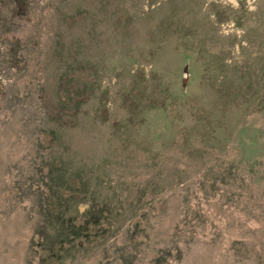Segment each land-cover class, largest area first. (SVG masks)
<instances>
[{"label": "rangeland", "instance_id": "1", "mask_svg": "<svg viewBox=\"0 0 264 264\" xmlns=\"http://www.w3.org/2000/svg\"><path fill=\"white\" fill-rule=\"evenodd\" d=\"M0 264H264V0H0Z\"/></svg>", "mask_w": 264, "mask_h": 264}]
</instances>
